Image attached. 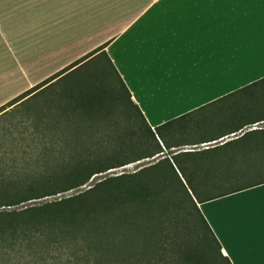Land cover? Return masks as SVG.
<instances>
[{"label":"trees","instance_id":"obj_1","mask_svg":"<svg viewBox=\"0 0 264 264\" xmlns=\"http://www.w3.org/2000/svg\"><path fill=\"white\" fill-rule=\"evenodd\" d=\"M102 59L107 73L114 74L112 85L91 78L64 79L89 63L99 66ZM20 104L36 112L33 134L39 135L41 152L33 173L0 178V264H219L220 244L197 203L264 182L263 173L253 170L250 174L258 177L225 185L235 170H251L242 163L246 158L227 160L244 166L235 170H174L164 158L106 176L74 194L22 205L77 189L110 168L155 156L152 136L159 126L152 129L131 101L104 45L2 105L12 109ZM115 109L135 126L116 127L110 120ZM262 109L264 102L255 115L264 119ZM248 119L246 123L257 121ZM244 135L255 136V147L264 143V130ZM193 185L200 190L195 204L187 191ZM180 227L193 231L195 242L178 240L175 231ZM62 234L73 238L75 249L83 245L79 259L62 246L59 253L38 250L39 239Z\"/></svg>","mask_w":264,"mask_h":264},{"label":"crops","instance_id":"obj_2","mask_svg":"<svg viewBox=\"0 0 264 264\" xmlns=\"http://www.w3.org/2000/svg\"><path fill=\"white\" fill-rule=\"evenodd\" d=\"M21 9H13L0 22L3 38L7 24L20 32L28 21L39 25L31 24L29 32L21 34L19 40L29 37L26 48L17 44L7 54L25 83L0 103L104 45L147 124L154 129L172 121L169 131L175 142L163 156L151 157L152 163L167 158L174 170H235L244 166L227 160L259 151L253 145L255 136L244 135L259 129L258 121L246 122L255 120L264 102V84L254 81L264 73L259 4L240 8L176 3L151 15L147 3L127 0H37ZM66 49L73 51L50 68L45 66ZM38 62L44 63L43 71L29 79L28 68ZM252 82L257 86L249 87ZM260 189L264 182L197 203L220 249L227 252L231 245L237 251L236 257L229 253L232 264L260 259L264 240Z\"/></svg>","mask_w":264,"mask_h":264},{"label":"rangeland","instance_id":"obj_3","mask_svg":"<svg viewBox=\"0 0 264 264\" xmlns=\"http://www.w3.org/2000/svg\"><path fill=\"white\" fill-rule=\"evenodd\" d=\"M32 1H37V0H0V22L2 21L3 23L5 20H7L9 17L8 13L12 11L13 9L15 8L21 9V6H25ZM23 9L24 7L21 10ZM45 13L46 12H42L39 14L43 15ZM20 22H21V17L19 16L18 23L20 24ZM31 24L39 25V23H35V21L31 22ZM31 24H30V21H28L25 25L26 30L22 32L17 30L13 24H10V25L7 24L8 26L6 25V38H3V36H1L0 34V101H2L7 94L12 93L13 91H15V89L16 90L19 89L25 83V79L23 78V75L19 72L16 66L12 65L13 62H10L9 58H6V57H7V54H9L10 56V50L11 51L14 50L13 48L16 47L17 44L25 46V48L27 47V45L30 43V41L28 42L29 37L27 36L22 37L20 40L19 38L21 34H23V32L24 34L29 32L28 31L29 25ZM42 26H44V24H42ZM38 48L40 49L41 46H38ZM72 51L73 50L66 49L65 52H63V54H60L56 57L49 58V62H47L45 66L50 68L54 64V62L58 61L60 58H63L64 56L67 57V54ZM35 59H38V58H35ZM29 60L33 61V58L30 57ZM41 60L42 58L40 59V61ZM68 64L64 65L63 67L67 66ZM92 64L93 63H89L87 66L71 73L69 76L65 77L64 79L70 80L73 78V79H76L77 82L79 81L82 82V81H85V79L90 80L91 78L92 79L91 81H93L94 83L95 82L98 83V80H100L104 86H108V83L112 85L111 81L114 83V80H115L114 74L107 73V71L109 70V67L107 63L105 62V60L102 59L101 64L97 67H94ZM43 65H44L43 62L41 63L38 62L37 65L32 64L27 70V73L29 74V77H30L29 79L36 78L38 75H40L41 72L43 71L42 70ZM54 67L57 68L59 66L55 64ZM111 77L113 78L112 80H111ZM23 91L24 90L20 91L16 95L20 94ZM16 95L8 96L9 97L8 100H10ZM8 100L3 101L2 103H0V105L4 104ZM31 102H32V99L28 101V103H31ZM25 104L27 105V102H25L24 105ZM11 107L12 106L7 107L8 111L5 113V118L3 120V123L6 125V128L8 130L4 133L3 140L0 141V178H2L3 176L4 177L10 176V175L13 176L14 174L21 175L23 177L25 173L27 174L33 173L38 165L37 164L38 154L41 152L39 151L40 149L38 145H36V142L38 141L36 140V137L39 135L33 134V126L35 122L36 112L34 111L32 114L31 112L32 107L22 106L21 104L15 106L12 109ZM9 111L11 112V115L8 114ZM251 115L252 113L248 114V116H251ZM111 117H112L110 118L111 122L120 129L128 128V127L132 128L135 126V124L132 123L131 119L126 120L127 116L124 115L122 110L120 109H115L114 114L113 116L111 115ZM152 162H153V159L147 157V158H143L140 160H136L133 162L123 164L121 166L110 168L103 173H98V174L93 175L86 184L82 185L81 187L77 189H73L65 193L57 194L55 196L52 195V196H47L41 199H34L31 201H28L27 203H23L22 205L29 204L32 202L37 203V202H43L47 200H53L59 197L74 194L82 189L90 187L91 185L96 183L98 180L106 176H113V175H117L120 173L133 172L135 170H139L143 166L151 164ZM251 171L253 170H235L234 174L236 177L234 176L235 177L234 181H232L234 177L231 179L229 178L228 180H225V185L229 186L231 184L233 185L241 184L243 182L252 180L254 177H258L257 175L250 174ZM175 233H176L178 240L184 239V240H187L188 242L190 241L195 242L194 240H196V235L194 234L193 231L190 232L188 230H185L184 232V229L183 228L181 229L180 227L177 230V232L175 231ZM169 240L171 241V239Z\"/></svg>","mask_w":264,"mask_h":264},{"label":"snow or ice","instance_id":"obj_4","mask_svg":"<svg viewBox=\"0 0 264 264\" xmlns=\"http://www.w3.org/2000/svg\"><path fill=\"white\" fill-rule=\"evenodd\" d=\"M129 3H147L148 7V15H151L152 12L156 11L158 8H165L169 7L176 3H199L202 5H209V6H238L243 8L246 5H255L259 4L261 6V29H262V36H264V0H127ZM146 18V17H145ZM264 51V50H262ZM25 67H27V62L25 63ZM254 81H259L260 84H264V73H262L259 77H255ZM252 86L256 87V83L252 82ZM262 101H264V97H262ZM0 108L5 109L8 111L5 105H0ZM264 110V109H262ZM5 111H0V141L4 138V133L8 130L6 125L3 123L5 118ZM11 115V112H8ZM190 115H195V113H190ZM186 117L181 116V119ZM258 121V128L260 130H264V119L261 117H256ZM257 125H254L256 128ZM170 125L163 124L159 126L155 133L152 136V140L156 145V151L158 155L163 156V151L168 148L170 149V144L175 142L173 134L169 131ZM245 167L250 168L251 170H259L260 172L264 173V143L261 144L259 151L257 152L255 149L249 154V156L242 162ZM188 191L189 199L193 204H195L196 198L200 196V190L193 185V187ZM261 192H264V189H260ZM3 213H0V217H2ZM262 215H264V209H262ZM0 231H2V219H0ZM262 237H264V233H262ZM38 250H43L46 253H52L55 251L59 253L61 250V246L67 250L74 257H78V251L83 252V245L80 246L79 249H75L73 247L74 240L71 236L67 235H60L57 237H45L41 238L37 241ZM228 251L225 252L223 249L218 248V258L219 264H232V259L229 257V253H231L232 257H236L237 251L231 246L228 245ZM236 264H264V240H262L261 245V252H260V259H246V260H237Z\"/></svg>","mask_w":264,"mask_h":264}]
</instances>
